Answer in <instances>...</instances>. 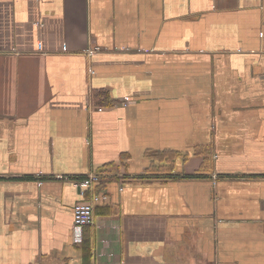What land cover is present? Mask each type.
Instances as JSON below:
<instances>
[{"label": "crops", "instance_id": "0c3cea01", "mask_svg": "<svg viewBox=\"0 0 264 264\" xmlns=\"http://www.w3.org/2000/svg\"><path fill=\"white\" fill-rule=\"evenodd\" d=\"M0 264H264V0H0Z\"/></svg>", "mask_w": 264, "mask_h": 264}, {"label": "built area", "instance_id": "2783aa9c", "mask_svg": "<svg viewBox=\"0 0 264 264\" xmlns=\"http://www.w3.org/2000/svg\"><path fill=\"white\" fill-rule=\"evenodd\" d=\"M92 54V52H89ZM128 99H124V103H128ZM104 108L98 107V111H102ZM62 180L69 181L79 191L83 197V201L77 203L73 208V224L72 231L79 234L81 238L82 230L86 226H90L94 223V209L96 204L104 198L100 194L97 188L102 184L105 178L104 174L96 171L85 174L82 179H69L63 176L58 177Z\"/></svg>", "mask_w": 264, "mask_h": 264}, {"label": "trees", "instance_id": "16d2710c", "mask_svg": "<svg viewBox=\"0 0 264 264\" xmlns=\"http://www.w3.org/2000/svg\"><path fill=\"white\" fill-rule=\"evenodd\" d=\"M83 245H84V252L85 254H88L90 253V250H91V240H90V237H83Z\"/></svg>", "mask_w": 264, "mask_h": 264}]
</instances>
